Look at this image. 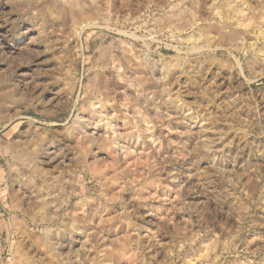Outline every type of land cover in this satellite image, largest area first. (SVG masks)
<instances>
[{
    "label": "rangeland",
    "instance_id": "374dc122",
    "mask_svg": "<svg viewBox=\"0 0 264 264\" xmlns=\"http://www.w3.org/2000/svg\"><path fill=\"white\" fill-rule=\"evenodd\" d=\"M69 1L0 0V264H264V0Z\"/></svg>",
    "mask_w": 264,
    "mask_h": 264
},
{
    "label": "bare ground",
    "instance_id": "6f19581e",
    "mask_svg": "<svg viewBox=\"0 0 264 264\" xmlns=\"http://www.w3.org/2000/svg\"><path fill=\"white\" fill-rule=\"evenodd\" d=\"M28 1V0H27ZM182 1V0H181ZM180 1V2H181ZM190 1V0H189ZM217 1L218 0H197V2H200L201 3V5H202V9L205 11V13H206V17L205 18H202L201 16H199L200 14H199V11H198V17H194V18H192L191 16V18H189V19H185L184 21L183 20H181L182 21V23H181V21H179V22H176V23H178V24H180L179 25V28L181 29V30H183V29H187V28H189V29H191V30H193V31H197L198 33H200L201 35H200V38L202 39L199 43H196V44H194V43H192V45L190 44V49H188V50H191V51H193V52H198V53H201L206 47H207V49L210 47V45H209V43H206L207 41H208V38H209V33L211 32V33H213L212 31H215L214 33H216V34H219V35H221V36H224L225 37V39H224V42H218V43H214V44H216V45H219V46H224V47H226V48H236L240 43H239V41H241V35H242V29L241 28H243V27H245V26H250L251 24L249 23V22H247L248 24H243L244 22H242V18H243V20H244V17L247 15H249V6H247L248 4L246 3V0H232V3L231 4H233L234 2H240V4L241 5H229V2L226 4V5H228L227 7H229V6H231L232 8H231V10H230V13H224L221 17L219 16V20L216 18V19H213V21L211 20V21H209V24L208 25H206V23L204 22V19H211L210 17H212L211 15L213 14V11L215 12V9H216V7H217ZM224 1V0H223ZM227 1V0H226ZM47 2V1H46ZM50 2H52V1H50ZM71 1H69L68 0V3H70ZM179 2V1H178ZM191 2H195V0L193 1H191ZM221 2V1H220ZM236 2V3H237ZM44 2H42V4H43ZM73 3H74V1H73ZM182 3V2H181ZM196 3V2H195ZM46 4V3H45ZM55 4H56V2H55ZM54 4V5H55ZM80 4H82V3H80ZM180 4V3H179ZM183 4H186V2L185 3H183ZM198 4V3H197ZM70 5V4H69ZM76 5V4H75ZM174 5V4H173ZM177 5V7L180 9V8H182V9H184V5H178V4H176ZM199 5V4H198ZM198 5H197V7H198ZM43 6V5H42ZM80 6V5H79ZM83 6V5H82ZM241 6V7H240ZM40 7V6H39ZM52 7V6H51ZM75 7V6H74ZM174 7V6H173ZM187 7V6H186ZM249 9H248V8ZM42 8V7H41ZM58 8V7H57ZM64 8V7H63ZM69 8V7H68ZM79 8H81V7H79ZM98 8V7H97ZM194 8V7H193ZM199 8V7H198ZM70 9V8H69ZM224 9V8H223ZM43 10H44V8H43ZM49 10V9H48ZM58 10V9H57ZM60 10V9H59ZM62 10V9H61ZM64 10V9H63ZM186 10V9H185ZM192 10V9H191ZM197 10H199V9H197ZM196 10V11H197ZM219 10V9H218ZM221 10V9H220ZM227 10V9H226ZM65 11V10H64ZM66 11H68V10H66ZM65 11V12H66ZM89 11V10H88ZM93 11V10H92ZM182 11V10H181ZM195 11V12H196ZM202 11V10H201ZM42 12V11H41ZM55 12V11H54ZM63 12V11H62ZM71 12V11H70ZM75 12V11H74ZM73 12V13H74ZM76 12H77V10H76ZM82 12V14H86V15H88L87 14V10H84V7H83V10L81 11ZM174 12V11H173ZM227 12H228V10H227ZM57 13H58V11H57ZM56 13V14H57ZM61 13V12H60ZM68 13V12H67ZM72 13V14H73ZM181 13V12H180ZM187 13V12H186ZM192 13H194V12H192ZM63 14H64V12H63ZM79 14V13H78ZM168 14V13H167ZM175 14V13H174ZM254 13H252L251 15H250V17H249V19H254V15H253ZM41 15V14H40ZM60 15V14H59ZM75 15H76V13H75ZM83 15V16H84ZM85 15V16H86ZM165 15H166V12H165ZM191 15V14H190ZM202 15V14H201ZM39 16V15H38ZM69 16V15H68ZM73 16H74V14H73ZM79 17H82V15L80 16V15H78ZM77 16V17H78ZM89 16H90V13H89ZM168 16V15H167ZM166 16V17H167ZM170 16V15H169ZM172 16V15H171ZM181 16V15H180ZM179 16V17H180ZM189 16V15H188ZM193 16H195L194 14H193ZM203 16H204V14H203ZM261 16H263V15H261ZM60 17V16H59ZM72 17V16H71ZM75 17V16H74ZM76 17V18H77ZM78 17V19H80ZM179 17H177V18H179ZM186 17V16H185ZM86 19H87V17H85ZM84 18V19H85ZM172 19L171 20H173V17H171ZM181 18V17H180ZM183 18V17H182ZM187 18V17H186ZM220 18H222V20L220 19ZM246 18H248V17H246ZM246 18H245V20H246ZM166 19H170V18H166ZM248 19V20H249ZM74 20V19H73ZM157 20V19H156ZM176 20V19H175ZM174 20V21H175ZM179 20V19H178ZM167 21V20H166ZM206 21V20H205ZM250 21V20H249ZM173 22V21H172ZM246 23V22H245ZM86 25H87V23H85ZM85 24H83L84 26H83V28L86 26ZM90 24V23H89ZM89 24L87 25L88 27H89ZM165 24H167V23H165ZM261 24V23H260ZM92 25V24H91ZM95 25V24H94ZM256 26V25H255ZM261 27V26H260ZM176 28V27H175ZM178 28V27H177ZM255 28V27H254ZM253 28V30H255ZM81 30V29H80ZM249 30V29H248ZM177 31H179V30H177ZM247 31V30H246ZM261 31V30H260ZM263 31V30H262ZM251 32V31H250ZM249 32V34H251L252 35V33H250ZM253 32V31H252ZM255 32V31H254ZM259 32V31H258ZM244 33H245V31H244ZM264 33V32H263ZM262 33V34H263ZM192 34V33H191ZM196 34V33H195ZM247 34V33H246ZM255 34V33H254ZM253 34V35H254ZM257 34H259V33H257ZM262 34H259L260 35V37H261V35ZM131 35V34H130ZM194 35V34H193ZM215 34H213L211 37H213ZM248 35V34H247ZM189 36V35H188ZM192 36V35H191ZM193 37V36H192ZM210 37V38H211ZM244 37V36H243ZM255 37H257L256 35H255ZM259 37V36H258ZM181 38V37H180ZM183 38V37H182ZM181 38V39H182ZM197 38H199V37H197ZM209 38V39H210ZM245 38V37H244ZM180 39V40H181ZM191 39V38H190ZM213 39V38H212ZM218 39V38H217ZM252 39V38H251ZM183 40V39H182ZM188 40H189V38H188ZM197 40V39H196ZM199 40V39H198ZM211 40V39H210ZM184 41H186V40H184ZM258 41V40H257ZM248 42V41H247ZM254 42V41H253ZM250 44H252L253 46H255L254 45V43H250ZM260 44V43H259ZM213 45V44H212ZM240 45H242V44H240ZM250 46V45H249ZM262 46V45H261ZM173 47V46H172ZM175 47V46H174ZM216 46L214 45V48H215ZM242 47V46H241ZM207 49H206V51H207ZM176 50V49H175ZM187 50V51H188ZM177 51H178V49H177ZM186 51V52H187ZM244 51V50H243ZM263 51H264V49H263ZM189 52V51H188ZM106 54V53H105ZM137 55V54H136ZM105 57V56H104ZM186 57V56H185ZM201 58V57H200ZM156 59V58H155ZM233 59H235L234 57H233ZM156 61H158V60H156ZM188 61V60H187ZM193 61V60H192ZM178 62V61H177ZM238 62V65H239V67H241L240 66V63H239V61H237ZM236 63V62H235ZM129 64V63H128ZM185 64V63H184ZM256 64V63H255ZM178 65V64H177ZM236 65H237V63H236ZM250 65V64H249ZM252 65V64H251ZM250 65V66H251ZM193 66V65H192ZM146 67V66H145ZM125 68V67H124ZM197 69V68H196ZM251 69V68H250ZM260 71V70H259ZM242 73V72H241ZM181 74V73H180ZM96 77V76H95ZM152 81V80H151ZM95 82V81H94ZM93 82V83H94ZM94 86V85H93ZM92 86V87H93ZM98 87V86H97ZM95 92H96V90H95ZM94 92V93H95ZM87 100V99H86ZM99 104V103H98ZM100 105V104H99ZM99 105L97 106H95V107H98V110L96 109V111H98V113L100 114V116H101V113L103 114L104 112H102V111H100L99 110ZM102 105V104H101ZM100 109H102V107L100 108ZM107 113V112H106ZM105 113V114H106ZM97 114V113H96ZM107 115H110V114H107ZM96 116V115H95ZM94 116V117H95ZM111 116V115H110ZM90 117V116H89ZM97 118L96 119H89V120H91L89 123H88V127L87 126H84V124H80V122H79V125H80V127H79V129H81V131L86 135V136H97V135H99V134H101V133H99L100 132V130L98 129V128H100V127H98L99 126V121L101 120V119H98V114H97V116H96ZM104 117H106L105 115H104ZM80 118V117H79ZM81 118H82V116H81ZM84 118H87V116L86 117H84ZM102 118V117H101ZM107 118H109V117H107ZM98 119V120H97ZM103 119V118H102ZM110 119V118H109ZM126 119V118H125ZM104 120V119H103ZM81 122H82V120H81ZM86 123V124H87ZM102 123V122H101ZM104 123V122H103ZM108 123H110V122H108ZM125 124H126V122H125ZM98 125V126H97ZM103 125V124H102ZM106 125L107 124H105V127H106ZM117 125V124H116ZM123 125V124H122ZM122 125H121V127H122ZM100 126H101V124H100ZM111 126V125H110ZM118 126V125H117ZM198 126V125H197ZM112 127V126H111ZM115 128V127H114ZM128 129H129V127H128ZM191 130V129H190ZM198 130H200V129H197V131ZM87 131H89L88 133H87ZM102 131H103V128H102ZM111 131V130H110ZM113 131V130H112ZM106 132H107V130H106ZM105 132V133H106ZM121 133V132H120ZM195 133V132H194ZM103 134V133H102ZM106 135V134H105ZM112 135V134H111ZM120 135V134H119ZM100 136V135H99ZM106 137H107V135H106ZM123 137V136H122ZM125 137V136H124ZM111 138V137H110ZM135 139H136V137H135ZM118 142V141H117ZM134 143H135V141H134ZM124 144V143H123ZM141 144V143H140ZM126 145V144H125ZM37 146V145H36ZM116 146V145H115ZM35 148V147H34ZM119 148V147H118ZM123 148V147H122ZM120 149V148H119ZM29 150V149H28ZM123 152V151H122ZM31 155V154H30ZM29 155V156H30ZM14 156H17V154L16 155H14ZM25 156V155H24ZM18 157L20 158V159H22L23 158V155H18ZM26 157V156H25ZM38 159V158H37ZM40 169V168H39ZM34 219V218H33ZM13 250H14V248H13ZM15 251V250H14ZM18 253V252H17ZM16 253V254H17ZM21 254H18V255H16V259H15V264H30V262L29 261H24V254H22V252H20Z\"/></svg>",
    "mask_w": 264,
    "mask_h": 264
}]
</instances>
